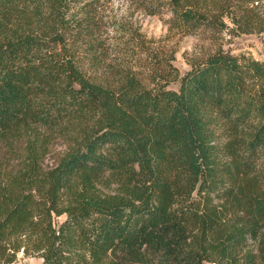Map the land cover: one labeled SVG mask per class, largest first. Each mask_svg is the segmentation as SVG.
I'll return each instance as SVG.
<instances>
[{
	"label": "trees",
	"instance_id": "obj_1",
	"mask_svg": "<svg viewBox=\"0 0 264 264\" xmlns=\"http://www.w3.org/2000/svg\"><path fill=\"white\" fill-rule=\"evenodd\" d=\"M75 2L0 0V264H264V62L219 49L180 74L138 35L113 62ZM133 4L264 48V0Z\"/></svg>",
	"mask_w": 264,
	"mask_h": 264
},
{
	"label": "rangeland",
	"instance_id": "obj_2",
	"mask_svg": "<svg viewBox=\"0 0 264 264\" xmlns=\"http://www.w3.org/2000/svg\"><path fill=\"white\" fill-rule=\"evenodd\" d=\"M81 5L92 9L98 23V32L109 48V59L113 62L122 57L121 46L132 38L131 35L140 36L160 54L172 57V64L180 74L219 49L234 56H246L264 62L263 34L239 33L237 26L230 23L228 18H225L228 28L220 32L199 31L197 34H187L173 21L170 11L164 10L150 16L137 8L133 0H76L74 12L79 11ZM170 88L176 89V86L170 85ZM64 150V143L56 140L42 163L43 169L52 167ZM63 220L64 216L52 215L54 226ZM40 263L37 253L26 248L16 254L11 264Z\"/></svg>",
	"mask_w": 264,
	"mask_h": 264
}]
</instances>
